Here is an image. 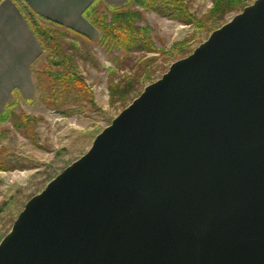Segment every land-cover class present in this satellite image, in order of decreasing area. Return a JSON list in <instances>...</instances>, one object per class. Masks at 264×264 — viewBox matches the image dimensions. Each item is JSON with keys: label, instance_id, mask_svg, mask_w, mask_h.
Masks as SVG:
<instances>
[{"label": "water", "instance_id": "obj_1", "mask_svg": "<svg viewBox=\"0 0 264 264\" xmlns=\"http://www.w3.org/2000/svg\"><path fill=\"white\" fill-rule=\"evenodd\" d=\"M0 264H264V0L174 61L34 195Z\"/></svg>", "mask_w": 264, "mask_h": 264}, {"label": "rangeland", "instance_id": "obj_2", "mask_svg": "<svg viewBox=\"0 0 264 264\" xmlns=\"http://www.w3.org/2000/svg\"><path fill=\"white\" fill-rule=\"evenodd\" d=\"M190 2L192 11L198 15L207 13L214 6V0ZM238 12L229 13L220 24ZM146 22L153 27L152 35L159 50L145 56L134 54L141 61L153 58L147 67L151 77H141V92L148 84L161 78L174 61L191 54L212 33L154 12L145 14L142 24ZM94 51L99 67L80 61V68L94 90L96 107H83L72 113L48 108L40 102L35 84L31 96L19 94L11 99L16 102L13 114L23 121L31 117L32 121L30 130L17 128L11 119L0 123V159L9 166L7 170H0V242L11 231L26 203L87 153L97 135L125 108L120 103L111 104L109 77L115 70L114 61L101 47L96 46ZM133 73L130 66L118 69L116 81Z\"/></svg>", "mask_w": 264, "mask_h": 264}, {"label": "trees", "instance_id": "obj_3", "mask_svg": "<svg viewBox=\"0 0 264 264\" xmlns=\"http://www.w3.org/2000/svg\"><path fill=\"white\" fill-rule=\"evenodd\" d=\"M251 1L214 0V6L207 13L198 15L192 11L190 0H128L121 5L94 0L84 10L86 19L99 32L98 38L93 39L39 13L26 0H13L41 47V54L32 65L39 100L48 108L64 113L97 106L94 90L80 68V61L99 67L94 51L96 46L101 47L115 63V70L109 77L111 104L120 103L126 107L140 94L141 77H151L147 67L153 58L141 61L134 54L145 56L159 50L152 35L153 27L147 22L142 24L147 12L200 30L213 31L221 26L220 22L229 13L242 11ZM126 66L134 70L133 75L116 81L117 70ZM19 94L13 92L14 96ZM15 106L14 101L5 105L0 123L11 119L17 128L30 130L31 117L21 120L13 114ZM8 168L0 159V170Z\"/></svg>", "mask_w": 264, "mask_h": 264}, {"label": "crops", "instance_id": "obj_4", "mask_svg": "<svg viewBox=\"0 0 264 264\" xmlns=\"http://www.w3.org/2000/svg\"><path fill=\"white\" fill-rule=\"evenodd\" d=\"M39 13L68 25L91 38L98 30L86 19L84 10L94 0H26ZM114 5L127 0H105ZM41 47L13 0H0V113L13 92L31 96L32 65Z\"/></svg>", "mask_w": 264, "mask_h": 264}]
</instances>
